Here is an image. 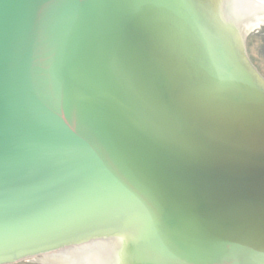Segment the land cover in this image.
<instances>
[{
  "label": "water",
  "instance_id": "95a60500",
  "mask_svg": "<svg viewBox=\"0 0 264 264\" xmlns=\"http://www.w3.org/2000/svg\"><path fill=\"white\" fill-rule=\"evenodd\" d=\"M210 2L0 0V260L264 264V79Z\"/></svg>",
  "mask_w": 264,
  "mask_h": 264
},
{
  "label": "bare ground",
  "instance_id": "6f19581e",
  "mask_svg": "<svg viewBox=\"0 0 264 264\" xmlns=\"http://www.w3.org/2000/svg\"><path fill=\"white\" fill-rule=\"evenodd\" d=\"M210 3L216 20L226 24L222 28L238 48H244L246 36L264 25V0H211ZM120 233L123 235L102 234L98 239L91 235L63 250L10 255L0 260V264H12L24 258L43 259L45 264H145L146 257L139 248L142 240L139 228ZM39 253L42 255L38 256Z\"/></svg>",
  "mask_w": 264,
  "mask_h": 264
},
{
  "label": "rangeland",
  "instance_id": "374dc122",
  "mask_svg": "<svg viewBox=\"0 0 264 264\" xmlns=\"http://www.w3.org/2000/svg\"><path fill=\"white\" fill-rule=\"evenodd\" d=\"M246 52L247 57L254 69L262 76L264 79V25L258 27L254 32L250 34L246 42ZM42 255V253H39ZM43 259L37 261L33 258H24L12 264H45L42 262ZM46 262V261H45ZM53 263V262H47ZM71 264V262L69 263Z\"/></svg>",
  "mask_w": 264,
  "mask_h": 264
}]
</instances>
